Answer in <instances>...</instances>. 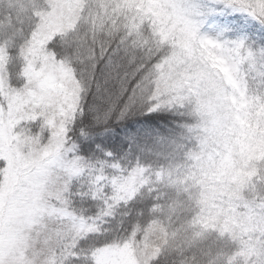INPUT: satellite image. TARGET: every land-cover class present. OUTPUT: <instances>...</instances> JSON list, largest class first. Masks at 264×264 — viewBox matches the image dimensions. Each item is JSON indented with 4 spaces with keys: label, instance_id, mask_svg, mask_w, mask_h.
I'll use <instances>...</instances> for the list:
<instances>
[{
    "label": "snow or ice",
    "instance_id": "1",
    "mask_svg": "<svg viewBox=\"0 0 264 264\" xmlns=\"http://www.w3.org/2000/svg\"><path fill=\"white\" fill-rule=\"evenodd\" d=\"M0 264H264V0H0Z\"/></svg>",
    "mask_w": 264,
    "mask_h": 264
}]
</instances>
